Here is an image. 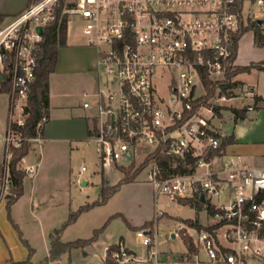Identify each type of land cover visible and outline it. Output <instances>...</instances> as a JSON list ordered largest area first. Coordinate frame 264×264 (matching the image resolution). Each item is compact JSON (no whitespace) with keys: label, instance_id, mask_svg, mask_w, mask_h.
<instances>
[{"label":"built area","instance_id":"obj_1","mask_svg":"<svg viewBox=\"0 0 264 264\" xmlns=\"http://www.w3.org/2000/svg\"><path fill=\"white\" fill-rule=\"evenodd\" d=\"M59 1L37 0L8 23L0 22V77L10 86L0 203L11 194V149L24 140L13 125L23 126L28 115L43 32L55 21ZM255 12L264 16V0H243L241 5L239 0H72L64 9L79 20L86 44L97 49L106 74L102 83L99 70L100 88L91 98L86 95L83 104L93 111L90 140L106 184L111 183L110 175L124 178L125 169L131 172L144 165L140 172H146L156 201L165 196L168 204L193 205L208 219V224H198L214 227L209 231L179 221L171 237L191 238L195 250L162 251L156 226L167 212L160 210L153 227L136 233L142 255L122 240L104 247V258L112 264H264V167L235 157L213 167L225 135L210 119L239 95L233 88L224 93L218 88L195 110L207 95V84L212 88L223 83L237 67L241 23L259 26L264 40V18ZM165 77L166 97L156 85L157 78ZM247 96L264 105L257 90L245 88L241 97ZM161 157L170 159L168 166ZM87 170L82 166L79 178Z\"/></svg>","mask_w":264,"mask_h":264},{"label":"rangeland","instance_id":"obj_2","mask_svg":"<svg viewBox=\"0 0 264 264\" xmlns=\"http://www.w3.org/2000/svg\"><path fill=\"white\" fill-rule=\"evenodd\" d=\"M24 1L27 0H0V11L12 13V11L24 4ZM36 1L34 0L28 7ZM60 1L55 9L60 5ZM71 4L72 0H65L64 9L70 8ZM244 10L246 16H249L251 7L246 4ZM9 13L6 15H10ZM255 14L264 18L258 12H255ZM68 17L69 37L80 38L81 24L79 20L71 14ZM12 18L13 16H7L5 24ZM253 33L254 30L248 31L241 38L238 50V59L240 61L245 58L253 59L259 55L261 57L264 56V48H258L252 43ZM100 75L103 83L106 79L103 69H100ZM255 76L256 74L254 73L251 79ZM66 80V91L72 96L76 97L81 94L80 99L83 100L85 94L89 93L88 91L83 92L84 88L79 83L81 76L71 75ZM165 82H167L166 77L163 79L157 78L156 85L159 94L166 97L168 93ZM5 93L8 94L9 91ZM85 113L86 116H89L93 112L83 111L82 114ZM223 117L222 128L228 135L233 134V132L236 134L244 127L242 123L234 124L230 109L224 108ZM215 122L217 123V120ZM2 134L4 135V133ZM72 143L73 148L67 143H60L54 149L50 147L48 149L45 145L44 148L37 146L34 150V144L32 143L27 156L30 161L33 162L35 160L37 162L41 153L43 154V165L49 166L51 169H47L49 175H44L40 191L43 193L50 192L52 197L41 204H33L28 199L27 193L31 179L26 175L24 178L26 196L17 204L11 205V218L15 219L23 234V238L27 239L33 248L31 256L29 255V248L24 244L18 230L9 219L7 209L5 212V203L8 200L1 202L0 238L3 237L8 246L6 251L0 247V264H10L11 261H23L29 256L34 264H45L50 249L49 235L56 229H62L61 240L63 242L89 239L94 235L95 231H101L97 240L91 245L84 248H73L63 254L58 261L49 264H105L104 247L114 245L121 239H124L127 247L137 252L138 255H142L143 247L136 233L143 228L147 221H154L156 213L160 210L167 212L166 216L161 217L157 221L156 226L161 242L160 249L180 253L186 250L187 246L180 236H177L174 240L172 239L170 234L172 228L179 221L187 219H199V222L205 224L208 222L206 214L198 211L193 205L168 204V199L165 196H160L158 201H156L154 189L147 181L146 172L141 173L139 171L140 173L133 178L137 169H132L131 172L130 168L125 169V175L131 176L133 178L132 182L120 184L119 182L122 180L123 175L112 174L110 175L111 183L105 184V177L99 172V157L95 143ZM3 151L4 142L0 140V160L2 159ZM253 164L255 165L256 163ZM253 164L252 166H254ZM258 165L261 164L259 163ZM34 166L36 167V163ZM82 166H87L88 171L84 173L82 178H79L78 174ZM82 180H87L89 183L86 186H82L80 183ZM113 186H116L115 191L106 201L101 202L104 190ZM98 202L101 203L98 204ZM73 214L77 217L72 223H69L68 221ZM250 263L255 264L254 262Z\"/></svg>","mask_w":264,"mask_h":264},{"label":"crops","instance_id":"obj_3","mask_svg":"<svg viewBox=\"0 0 264 264\" xmlns=\"http://www.w3.org/2000/svg\"><path fill=\"white\" fill-rule=\"evenodd\" d=\"M30 3V0L24 1V4L19 6L15 11H12V13H9V11H0V16H2L0 22L2 24L5 23L7 16L16 17L21 15L28 8ZM7 12L10 15H6L8 14ZM252 43L258 48H264V46L259 47L256 45L254 33ZM262 62H264V56L261 57L260 55L254 57L253 59L245 58L244 60L242 59V61H240V59H238L237 57V66L247 67L252 66L253 64L254 66H252L249 71L238 73L234 77L233 80L234 82H236V85L233 87V90L234 93L238 94L239 96L236 99H232L223 103L222 108L210 119L212 127L217 132L224 134L225 138H234L231 143L223 145L222 154L217 161L213 162V167L215 168L219 167V165H221L223 161L229 160L233 157L240 158L245 164L249 166H252L253 163H256L255 165L253 164L254 166L252 167H264V105H259V100L254 99L251 96H247L244 98L241 97L245 88L248 87L253 90H257L264 96V68L256 66ZM99 70L100 66L98 51L96 48L86 44L82 32L80 38L69 37V35H67L66 45L60 47L58 50V62L56 69L49 78V114L48 118L44 122V132L40 137L32 140V143L34 144L33 150L37 146H42V148H44L45 145L48 149L49 147L54 149L60 143H67L69 144V146H71V148H73L72 142H86L87 144L93 143L90 140L92 128L91 116L93 113L89 116H86V113H82L83 111H91L84 108L83 104L86 100H88L86 95L91 98V96L94 95L100 88L101 80L99 76ZM254 73L256 74V76L251 79ZM71 75L81 76V80L79 81V83L81 84L82 88H84L83 92H89L85 94V98L83 100L80 99L81 94H78V96L74 97L66 91V79ZM1 82L2 79L0 77V85ZM251 104H254V108L249 110L248 106ZM9 108L10 98L8 94L5 92H0V140H2V133L5 134L10 120ZM224 108L230 109L232 111V120L235 125H238L240 123L244 124V127L240 129L238 133L235 134V132H233V134L228 135L223 130L222 121L224 122ZM233 109H246L245 118H238L236 120ZM215 120H217V123L215 122ZM35 163L36 167L34 166ZM43 163L44 160L42 153L37 162H35V160L33 162L30 161L28 156L26 155L21 163L22 168L26 171V175L29 177V179H31L30 187L27 193L28 199L33 204H41L42 202H45L47 199L49 200L50 197H52L50 192L43 193L42 191H40L41 184L43 182L42 179L44 178L45 174H48L47 169H51L49 168V166H44ZM259 163L261 165H258ZM84 182H86V185L89 183L87 180H82L80 182L82 186H86L83 185ZM25 196L26 195L24 190L23 195L17 200V202H19ZM17 202L15 204H17ZM6 203L5 212L7 209ZM12 220L14 222L13 226L14 224L18 226L13 217ZM172 239L174 240L176 239V237L172 235ZM121 240L124 241V239ZM7 246L8 244L6 240L3 237L0 238V247L4 248V250L6 251ZM162 251L172 252L170 250Z\"/></svg>","mask_w":264,"mask_h":264},{"label":"trees","instance_id":"obj_4","mask_svg":"<svg viewBox=\"0 0 264 264\" xmlns=\"http://www.w3.org/2000/svg\"><path fill=\"white\" fill-rule=\"evenodd\" d=\"M34 0H30L32 3ZM64 1H60V5L57 9H55V21L50 23L43 32V40L41 43V51L39 53V66L36 72V78L31 85V91L29 93L28 97V103H27V118L25 120V123L23 126L17 127L16 125H13L15 128H17L23 135L24 140L22 141L21 145L17 148L11 149V159H10V173H11V180H12V187H11V194L8 197L7 201V212L8 217L11 220L12 224L14 223L11 215H10V208L11 205L17 202V200L23 195L24 193V178L26 176V171L22 168L21 163L23 158L29 153L30 148L32 146V140L35 138L40 137L44 132V123L42 124L41 121L43 118H48L49 114V78L50 75L55 71L57 62H58V50L60 47H63L66 45L67 35H68V25H69V17L67 14H64ZM243 0H239V3L241 5ZM2 19V16H0V21ZM254 30V38L255 43L259 47L264 46V40H263V34L259 26L256 24L251 23L248 26H243L241 23L240 31L237 35V39H241L242 36L247 33L248 31ZM254 66V64L252 65ZM252 66L247 67H239L237 66L235 70H233L226 81L223 83H220L218 85H214L212 88H209L207 95L201 99L199 102L195 104V110H197L201 104H207L208 100L212 97H214L217 93L218 88L221 89L222 93L226 91L228 88H233L236 85V82H234V77L241 72H246L251 69ZM260 67L259 65H256ZM10 91L9 83L7 82L6 78L1 82L0 85V92H7ZM233 112L235 114V119L238 118L244 119L245 118V112L246 109L243 110H237L233 109ZM233 137L225 138L223 145H226L227 143H231L233 141ZM161 163L165 166H168L170 163V159L167 157H161ZM142 165L138 170L134 173L133 178L140 173ZM133 178L131 176H128L127 174L125 177L120 180L121 183H128L132 182ZM116 186H113L112 188H107L104 190L102 194V201H106V199L115 191ZM101 202H98L101 203ZM199 207L201 204H198ZM76 215L73 214L68 221L69 223H72L76 219ZM184 222H187L189 224H195L198 229H205L212 231L214 227H203L198 224V219H187L182 220ZM129 224V222L127 221ZM130 225V224H129ZM154 221L146 222L143 227H153ZM14 227L18 230L19 235L24 242V244L29 248L30 256L32 254L33 248L30 246L29 242L23 238V234L21 233L19 227L14 224ZM101 230H97L94 232V235L89 239H79L73 242H63L61 240V233L62 229H56L54 232H52L49 235V241H50V250L49 255L45 260V264H49L51 262L58 261L63 254L70 251L73 248H84L88 245H91L94 241L97 240L98 235ZM184 243L187 246V249L190 252H193L195 250L191 238H184ZM30 256L23 261H11L10 264H34L31 261ZM113 261L108 257L105 258V264H112Z\"/></svg>","mask_w":264,"mask_h":264},{"label":"water","instance_id":"obj_5","mask_svg":"<svg viewBox=\"0 0 264 264\" xmlns=\"http://www.w3.org/2000/svg\"><path fill=\"white\" fill-rule=\"evenodd\" d=\"M259 23H261V22H259ZM38 32L41 34L42 33V27H39L38 28ZM2 78V77H1ZM107 183H108V180H107ZM83 185H86V182H84L83 183ZM204 200V199H203Z\"/></svg>","mask_w":264,"mask_h":264}]
</instances>
